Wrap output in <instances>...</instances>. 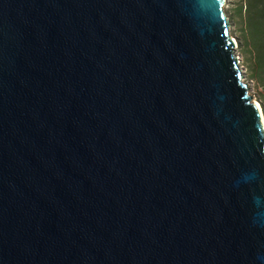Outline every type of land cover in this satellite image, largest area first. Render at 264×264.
<instances>
[{
    "label": "water",
    "instance_id": "water-1",
    "mask_svg": "<svg viewBox=\"0 0 264 264\" xmlns=\"http://www.w3.org/2000/svg\"><path fill=\"white\" fill-rule=\"evenodd\" d=\"M223 3L0 0V264H264Z\"/></svg>",
    "mask_w": 264,
    "mask_h": 264
},
{
    "label": "rangeland",
    "instance_id": "rangeland-1",
    "mask_svg": "<svg viewBox=\"0 0 264 264\" xmlns=\"http://www.w3.org/2000/svg\"><path fill=\"white\" fill-rule=\"evenodd\" d=\"M223 1L225 15L229 25V34L235 43V54L238 57V68L243 77L242 80L247 84L249 95L260 105L262 87L256 77L253 76L254 74L251 70L252 55L245 40V0Z\"/></svg>",
    "mask_w": 264,
    "mask_h": 264
},
{
    "label": "trees",
    "instance_id": "trees-1",
    "mask_svg": "<svg viewBox=\"0 0 264 264\" xmlns=\"http://www.w3.org/2000/svg\"><path fill=\"white\" fill-rule=\"evenodd\" d=\"M245 40L252 55L251 70L262 87L264 114V0H245Z\"/></svg>",
    "mask_w": 264,
    "mask_h": 264
},
{
    "label": "bare ground",
    "instance_id": "bare-ground-1",
    "mask_svg": "<svg viewBox=\"0 0 264 264\" xmlns=\"http://www.w3.org/2000/svg\"><path fill=\"white\" fill-rule=\"evenodd\" d=\"M257 104H258V103H257ZM258 106H260V105L258 104ZM260 108H261V106H260ZM261 111H262V108H261ZM262 115L264 116L263 111H262ZM263 122H264V118H263Z\"/></svg>",
    "mask_w": 264,
    "mask_h": 264
}]
</instances>
